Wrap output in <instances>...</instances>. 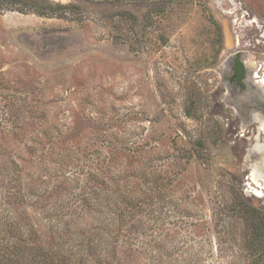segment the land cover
I'll list each match as a JSON object with an SVG mask.
<instances>
[{"label":"rangeland","instance_id":"rangeland-1","mask_svg":"<svg viewBox=\"0 0 264 264\" xmlns=\"http://www.w3.org/2000/svg\"><path fill=\"white\" fill-rule=\"evenodd\" d=\"M10 1L0 0V153L12 158L17 119L34 116L72 156L54 159L75 179L99 124L174 167L181 232L163 264H252L225 213L236 194L264 210L253 180L264 172L253 119L264 117V0H36L71 6L62 16Z\"/></svg>","mask_w":264,"mask_h":264},{"label":"trees","instance_id":"trees-1","mask_svg":"<svg viewBox=\"0 0 264 264\" xmlns=\"http://www.w3.org/2000/svg\"><path fill=\"white\" fill-rule=\"evenodd\" d=\"M10 3L42 16L48 12L62 16L71 8L36 0ZM213 23L219 30L214 19ZM23 122L17 119L20 132H12V158L0 153V264L174 261L181 222L174 228L171 163L158 168L151 151L128 149L122 138L108 136L104 127L95 124L94 150L82 156L84 162L75 161L73 167L80 169L70 180L62 169L67 161L54 159L62 155L55 147L58 140L44 131L45 124L36 117ZM49 163L53 172L45 173ZM226 206L227 218L242 225L245 258L264 264V210L243 194H236ZM176 218L184 216L180 213ZM49 221L56 225L49 229L45 224L44 231L42 223Z\"/></svg>","mask_w":264,"mask_h":264},{"label":"bare ground","instance_id":"bare-ground-1","mask_svg":"<svg viewBox=\"0 0 264 264\" xmlns=\"http://www.w3.org/2000/svg\"><path fill=\"white\" fill-rule=\"evenodd\" d=\"M248 66H250V65H248ZM253 119L258 122L260 129L264 131V118L262 117V115H260L259 113L254 114ZM256 150L260 151L261 145H258L256 147ZM253 180L255 181L257 187L262 190V191H259V193L261 194L262 197H264V172H260L259 169L254 168Z\"/></svg>","mask_w":264,"mask_h":264},{"label":"flooded vegetation","instance_id":"flooded-vegetation-1","mask_svg":"<svg viewBox=\"0 0 264 264\" xmlns=\"http://www.w3.org/2000/svg\"><path fill=\"white\" fill-rule=\"evenodd\" d=\"M264 118V117H263Z\"/></svg>","mask_w":264,"mask_h":264}]
</instances>
